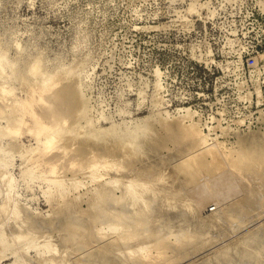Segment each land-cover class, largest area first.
<instances>
[{
    "label": "rangeland",
    "instance_id": "374dc122",
    "mask_svg": "<svg viewBox=\"0 0 264 264\" xmlns=\"http://www.w3.org/2000/svg\"><path fill=\"white\" fill-rule=\"evenodd\" d=\"M0 64V108L7 110L0 113V264L26 257L27 264H90L88 253L97 250L101 264H127L122 257L139 253L145 264H207L217 248L264 231V137L244 142L260 161L242 163L237 152L248 146L246 136L264 135V0H0ZM59 77L75 96L52 114L43 96ZM34 87L33 108L56 132L51 151L37 145L28 111L22 130L9 126L20 115L9 104ZM192 123L201 144L190 142L184 127ZM164 154L170 158L162 163ZM182 156L202 158L186 183L170 173ZM156 166L166 174L157 188L183 185L180 204L192 202L200 216L233 205L230 217L209 222L206 240L186 238L176 251L172 234L163 250L141 237L138 253L133 212L125 220L120 207L99 214L88 200L100 183L144 177ZM221 172L233 175L238 191L204 203L196 182ZM20 225L32 233L13 237Z\"/></svg>",
    "mask_w": 264,
    "mask_h": 264
},
{
    "label": "bare ground",
    "instance_id": "6f19581e",
    "mask_svg": "<svg viewBox=\"0 0 264 264\" xmlns=\"http://www.w3.org/2000/svg\"><path fill=\"white\" fill-rule=\"evenodd\" d=\"M2 69H3V66H1V64H0V74L2 73ZM51 78H52V76L48 75L43 80L41 85H45L49 81V79H51ZM65 88H66V84H64V81L62 82L60 80V77H59L57 79V84L53 85L52 87H49L48 90L45 92V96H43V98L46 99V101H47L46 107L49 111L52 112V114H56V113L61 114V112H65L66 109H68L69 106H71V104L74 100L75 93H74V90H72V89L66 90ZM34 91H35V87L32 88V91L29 94V96L26 97L25 99L21 100L19 102V104L18 103H15V104H9L8 103L11 107L13 105V111L16 109H18L20 111V115L16 116L13 119V121L10 122L9 126H10L11 131H14V132H19L20 130H22L23 124H24L23 113L25 110L28 111L33 118V123L31 125H28L27 127L29 129L30 128L35 129L38 132L37 133V145H41L40 147L43 148L44 151H51V148L54 145V142L56 141V132H54L53 130H50L51 128L43 125L42 121L39 118L37 111H35V109L33 108ZM14 101H16V100H14ZM0 107H1V105H0ZM18 107H20V109ZM6 111L3 110L2 108H0V113L5 114ZM196 127L197 126L195 124L193 125V123H192V124H190L184 128H187L188 134L191 136V137H189L190 142H191V140H193V141L195 140L194 141L195 143L201 144L206 139L204 140V136H203V134H201L202 132H200V130ZM48 130H50L51 132H47ZM41 132H45L44 137L39 136V134ZM254 133H252V136L250 135L251 137L246 136L247 139L246 140L244 139V141L242 140L243 144H245L244 142L247 141L249 143L256 142L257 145H259L263 141L264 135H262V134L256 135V133H255V135H253ZM249 143L245 144V145H248L249 147L246 146L247 147L246 148L244 146L245 149L237 150L238 154H240V156L242 158L241 159L242 163L250 162V164H251V161H252V163L255 162L256 160L260 161V156L257 155L256 152L254 153L251 150V147H253L254 145H249ZM174 146L176 147V145H174ZM202 149L203 148H201V150ZM206 149L207 148L205 147L204 150H206ZM190 150H189V152H190ZM96 151H98V150H96ZM96 151H95V153H96ZM146 151H147V149H146ZM146 151H144V152H146ZM211 151L213 152V150H211ZM171 152H170V154H171ZM197 152L200 153L199 150ZM214 152H215V150H214ZM141 154L144 155L146 153H144V154L141 153ZM148 154H150V152ZM223 154L225 155V153H223ZM148 156L151 157V155H148ZM161 156L163 157V158L161 157L162 161L161 160H159V161H161L162 163H163V160L168 161L170 158V155H165V156L161 155ZM188 156H189V154H188ZM188 156L187 157L182 156L183 158L177 160V163L175 162L176 165H174V168L172 169L171 172L169 169L166 170V171L169 170V172L172 173V178L175 179V177L179 175V177L181 176V178L183 179L182 181L186 183L189 181L191 176L198 173V172H196V169H194V167H196L195 162L198 164H201L200 159H202V158L200 157V159H198V158L191 159ZM139 157H140V155H139ZM144 159L142 158V160H144ZM224 159H225V157H224ZM142 160H141V162H142ZM145 160H144V162H145ZM147 160H150V159H147ZM175 160H176V158H175ZM258 161H256V162H258ZM149 164H151V163H149ZM232 164H233V162H232ZM151 166L148 165L147 167L150 168ZM242 167L244 168V166H242ZM156 168H157V166H156ZM150 169H149V172L146 169L147 172L144 175V177H142V175L137 176V174H133V175L129 176V178H127L126 180L121 181L118 179H113V181H115V182L114 183L111 182L112 184L110 183V179L109 180L106 179L107 181L100 183L96 187L95 192H94L95 198L93 200H88V207H94V208H100L101 209V210H97L98 211L97 213H99V214L101 212L108 211V208H106V207H120V209L118 210L120 212L119 216L122 217V220H125L126 215L123 216V213L125 214V212H133L132 216H133V218L136 219L135 227H136L137 231L139 230L138 232L134 233L135 237L140 239L139 242H136V247H137L138 253L140 252V250L142 248L141 247L142 243H144V242H142L141 237L144 238L147 236V238H148V235L151 236L152 238H154L153 242L155 243L156 247L158 246L159 248H161L163 250L164 248H166L169 245V243H168L169 241L167 242L165 237L172 234L170 236L174 235L175 240H174V243L172 242L173 247H170V248H173V249L177 248L180 250V247L182 246L181 244L187 243L186 238H188V240L192 239L191 243L192 242H198V240H201V239L206 240L207 238H204L205 236H203V234L205 235L204 232L206 231V228H207L209 222H214V220H217V218L219 219V217H220V219L222 218V221L225 220L226 218L230 217L231 214L229 216H227L228 215L227 212L231 213V210L233 209V205H231V206L229 205L228 207H226V205H225L222 207V208H224L223 210L217 208L216 210H213V212H211L207 215H205V214H202V216L198 215L197 214V210H198L197 205H195L196 206L195 207L194 204L193 205L191 204L192 202L190 203L186 200L180 204L179 198H182L181 197L182 189H183V187H181L182 184L179 185L180 183L179 184L177 183L179 185V188L178 187L174 188V189L171 188L173 190L167 191V189L169 188L168 187L166 190L162 191L161 189H163L162 188L163 185L161 186V184H162L161 180L163 178H166L165 177L166 174L163 177L162 175H164V174L160 175L159 172H162L163 168L162 169L157 168V172H155L156 171L155 169H153L155 171H151L152 169L151 170ZM193 170H195V171H193ZM155 173H156V175L158 173L161 177L159 175H157L155 177L154 176ZM162 173H165V170ZM166 173L168 174V172H166ZM229 174H230L229 176H233V175H231L230 172H229ZM229 176H228V173L226 174L225 172H221L214 177L213 176L211 178L209 177L210 179L205 178L206 181H205V179H204V181L202 180V182H199V183H197L198 182L197 181L196 186L199 190H198V192H196L197 189H195L196 194L199 195L201 201H204V199L208 198L209 196L212 197L213 200L214 199L216 200L217 198H224V197L231 196L232 194H235L238 191V185L239 184L236 185L237 182L234 184L232 181V178H230ZM168 177H169V179L171 178L170 176H167V178ZM51 180L55 181L56 179L52 178ZM168 180H166V181H168ZM179 180H181V179H178L177 181L179 182ZM166 181H164V184L166 183ZM172 181L173 180H171L170 182H172ZM160 182H161V184H160L161 187L157 188L156 185H157V183H160ZM174 184H176L175 181H174ZM178 185H176V186H178ZM194 186H195V184H194ZM154 187H156V189ZM164 187H166V186H164ZM116 188L120 189L119 194L115 193ZM190 189L193 190L194 188H190ZM183 191H185V190H183ZM145 194H147L149 196H146ZM188 196L189 195H187V197ZM190 197H191V195H190ZM190 197H188L189 201H191ZM188 198H186V199H188ZM231 198L233 199V197H231ZM128 199H130V200H128ZM182 199H184V198H182ZM194 201H195V199H194ZM236 202L237 201H235L234 203H236ZM204 203H205V201H204ZM217 203H218V200H217ZM232 203H233V201H232ZM237 203H239V202H237ZM201 204L199 206H201ZM225 207H226V209H225ZM240 207H241V205H240ZM240 209H242V208H240ZM225 213L227 214L226 218L224 217ZM203 215H205V216H203ZM222 215H223L224 219H223ZM118 224L119 223H117V222L109 223V226L113 230H115V229L119 228L117 226ZM260 226H259V228H261ZM19 227L20 228L17 231L12 233L13 237H18V238L27 237L24 235L32 233L31 230H26V228L25 227L23 228L21 225ZM251 227L253 228V226H251ZM256 228H257V230L252 229V231H250V232H247V233L245 232L246 234L243 233L244 235H242L240 237V239L237 238L236 240L233 241V243L232 242H231V244L228 243L229 244L228 246H226L227 245V243H226V245H225L226 247H224V246H222L223 248H221L220 246H219L220 248L216 247L217 249L215 251V254H213L212 257L208 258L209 260L206 259L207 264H216V262L218 264V261H219V264H221L220 262H222V261H226V264H233L234 262H237V264H264V248H262V247L258 248V245L260 243L264 242V231H262L261 229H258V227H256ZM262 228H264V227H262ZM208 235H210V234H208ZM216 239H218V238H216ZM172 241H173V239H172ZM47 245L52 246V244H48V243H47ZM47 245H46V242H44V247L46 249H51ZM116 247H117V245H116ZM175 251H176V249H175ZM162 253H164V252H162ZM238 253L241 256H237ZM83 255L85 258H87L86 257L87 254L85 256V254L83 253ZM88 255L92 259L90 264H101V259H104V257H102L101 253L98 252V250L96 253H88ZM141 255L142 254H140V253L138 255H133L130 258V260H127L126 258L122 257L121 260L123 263H127V264H145L141 260V257H142ZM146 257H149V256H146ZM51 259H52L51 262L54 263V260L56 259V257L54 255H52ZM154 259H156V257H154ZM154 259H153V261H154ZM177 259H175V261ZM28 260H29V258L26 257V258H24V263H19V261L17 260L15 262L10 263V264H27ZM98 260H100L99 263H98ZM203 261H205V259ZM205 263L206 262H204V263L201 262V264H205ZM223 263H225V262H223Z\"/></svg>",
    "mask_w": 264,
    "mask_h": 264
}]
</instances>
